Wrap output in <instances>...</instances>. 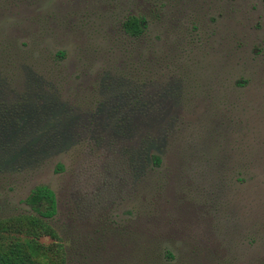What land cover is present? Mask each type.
Wrapping results in <instances>:
<instances>
[{
	"label": "rangeland",
	"instance_id": "374dc122",
	"mask_svg": "<svg viewBox=\"0 0 264 264\" xmlns=\"http://www.w3.org/2000/svg\"><path fill=\"white\" fill-rule=\"evenodd\" d=\"M38 186L65 264H264V1L0 0V220Z\"/></svg>",
	"mask_w": 264,
	"mask_h": 264
},
{
	"label": "trees",
	"instance_id": "16d2710c",
	"mask_svg": "<svg viewBox=\"0 0 264 264\" xmlns=\"http://www.w3.org/2000/svg\"><path fill=\"white\" fill-rule=\"evenodd\" d=\"M142 22L144 20L130 17L123 27L132 36H139L143 32ZM26 204L36 215L0 220V264H65L60 237L45 221L57 214L54 192L46 186H38L31 191ZM43 238L50 243L39 242Z\"/></svg>",
	"mask_w": 264,
	"mask_h": 264
}]
</instances>
